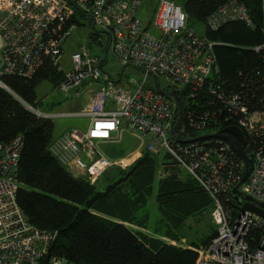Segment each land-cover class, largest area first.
Returning a JSON list of instances; mask_svg holds the SVG:
<instances>
[{"label":"built area","instance_id":"2783aa9c","mask_svg":"<svg viewBox=\"0 0 264 264\" xmlns=\"http://www.w3.org/2000/svg\"><path fill=\"white\" fill-rule=\"evenodd\" d=\"M141 3L0 0V87L10 92L2 77L31 78L49 59L63 72L58 92L75 98L82 93L88 101L77 111L59 114L22 104L38 118L87 120L85 130L64 131L49 147L73 177L96 183L112 166L99 150V142L119 140L123 131L134 133L144 142L145 151L158 158L168 157L211 200L209 217L215 235L196 250L195 264H264V218L250 211L238 213L224 203L244 174L243 162L228 141L200 139L220 131L229 135L224 130L232 126L242 132L252 166L238 192L249 197L252 205L264 204V41L249 48L260 55L261 69L239 74L236 83L219 82L214 53L218 43L188 27L186 14L175 2L158 0L153 17L146 22L137 17ZM76 11L107 36L108 49L122 67L139 72L138 80L122 83L112 79L103 70L106 59L91 54L83 43L70 54L69 70L62 71L60 58L77 25ZM230 22L253 27L247 7L238 0L218 7L205 26L217 30ZM148 77L154 80L152 87L146 85ZM158 77L164 80V88ZM170 91L184 97L176 138L170 132L178 107L173 96L164 94ZM21 146L20 137L0 144V152H4L0 156V264H72L50 255L57 232L33 226L16 202Z\"/></svg>","mask_w":264,"mask_h":264},{"label":"trees","instance_id":"16d2710c","mask_svg":"<svg viewBox=\"0 0 264 264\" xmlns=\"http://www.w3.org/2000/svg\"><path fill=\"white\" fill-rule=\"evenodd\" d=\"M67 1L73 4V0ZM228 1L184 0L180 6L188 27L201 28L200 35L218 43L214 47L218 69L215 79L236 83L239 74L261 69L260 55L249 48L264 41V0H238L247 7L253 27L230 22L217 30L206 28L208 16ZM155 9H151L149 19ZM76 15L89 20L79 11ZM102 34L98 30L90 34L96 47L103 44ZM62 77L63 73L45 59L31 78L2 77L10 92L0 87V144L6 145L16 137L22 141L16 202L33 226L57 232L50 255L72 264H195L196 250L209 243L215 230L187 248L161 238L179 242L186 219L211 209V200L168 157L158 158L144 150L128 170L120 171L105 187L98 188L99 180L91 184L85 178L73 177L51 154L53 120L36 117L22 103L35 107L37 87L43 82L55 87ZM158 159L178 170L168 168L173 173L159 181L155 195L157 218L151 224L147 204ZM178 171L185 179L176 177Z\"/></svg>","mask_w":264,"mask_h":264},{"label":"rangeland","instance_id":"374dc122","mask_svg":"<svg viewBox=\"0 0 264 264\" xmlns=\"http://www.w3.org/2000/svg\"><path fill=\"white\" fill-rule=\"evenodd\" d=\"M178 5H182L184 0H172ZM158 0H143L141 3V6L139 10L137 11V17L142 21L146 22L149 20V15L151 9H155L157 6ZM79 25L75 26V29L71 35V37L68 39L64 52L61 55L60 58V66L62 68V71L69 70L71 63H70V54L73 52L74 49L77 48V46L81 43L88 46L91 54L97 55L103 60L106 59V62L103 66L104 72L109 75L112 79L118 82H126L128 79L133 78L138 80L139 79V72L136 69L129 68V67H122L120 62L117 58L111 53L110 49H108V39L105 34H103L102 39L105 41L103 43V46L96 47L95 41H93L90 37V34L93 32V30H98L97 27H94L89 20H85L81 18L80 16H77ZM201 28H195V31L199 34H201ZM153 34L158 36V33L156 31H153ZM63 73V72H62ZM159 85L161 88H164V80L161 77H158L157 79ZM154 80L151 77H148L146 81L147 86H153ZM36 105L35 108L40 110L41 112H44L45 110H49L48 113L51 114H59L63 112H70V111H76L81 108H83V105L85 104L87 100V96L83 95L82 93L78 97H65L61 93L58 92L56 89V86L54 87L53 84L49 82H43L41 83L37 89H36ZM51 101H57L56 103L58 106L53 107L52 109H48V103ZM54 103V104H56ZM54 123V131L53 136H59L61 135L67 128L70 127H78L80 130H85V126L87 124V120L83 118L78 117H68V116H58L52 119ZM206 133L200 132L199 135H204ZM55 137V138H57ZM106 143H110L112 147H115L119 152H115L114 158H111L107 156L104 153L103 147L99 146V150L107 156L110 161L112 162V166L110 169L107 170L105 175H103L100 179H98L97 186L98 188H103L107 185V183H110L112 180H114L118 173L120 171H126L129 169V167L142 155V152L144 151V142L139 140L137 137H135L134 133L123 131L121 133L120 139L115 141H105ZM106 149V147H105ZM158 166L157 171L155 174V181L153 184L152 189V196L147 204V210H149L151 221L150 223L153 224V222L157 218V211H156V204H155V195L157 193L158 189V183L161 181V179L169 176V174L173 173L172 171H169V169L174 168V165H168L167 163H164L162 160L158 159ZM173 170H178L177 167H175ZM176 177L180 179H185L184 173L181 171H178L175 173ZM226 200L224 201V203ZM227 204V203H226ZM210 215V208L198 211L197 213H194L190 217L186 219V221L183 224V227L180 229L179 232V243L187 245L190 243H199L201 239L205 237V235L209 234L211 231L213 232L215 230V227L209 217ZM147 232V231H146ZM162 239V238H161ZM164 240V238L162 239ZM200 248V247H199ZM198 248V249H199Z\"/></svg>","mask_w":264,"mask_h":264},{"label":"water","instance_id":"95a60500","mask_svg":"<svg viewBox=\"0 0 264 264\" xmlns=\"http://www.w3.org/2000/svg\"><path fill=\"white\" fill-rule=\"evenodd\" d=\"M99 46H102V43H99ZM155 87H156V90L159 91L157 89V86H155ZM164 94L169 95V96H173L176 100V104L178 107V118H177V121H176L173 129L170 132L171 136L176 138V134H177V132L180 129L181 124H182L184 97L182 94H179L175 91L166 92ZM224 131L227 132L229 135H224L220 131V132L213 133L210 135L201 136L200 139L220 138V139H224V140L228 141L229 144L231 145L232 149L236 153V155L239 157V159L244 164V167H245L244 174H243L242 178L240 179V181L227 193L226 203L230 207L235 209L238 213L250 211V212L256 213V214H258L264 218V204L260 203L257 206L252 205L249 202L250 198L247 196H243V195L242 196L244 197L245 202L241 203L237 199L238 196L241 195L240 192H238V187L247 179V177L251 171L252 161H251L250 157H248L244 151L245 139H244L242 132L237 127H233V126L226 128ZM231 136L235 137L237 140H234ZM3 154H4V152L1 151L0 156H2Z\"/></svg>","mask_w":264,"mask_h":264},{"label":"crops","instance_id":"0c3cea01","mask_svg":"<svg viewBox=\"0 0 264 264\" xmlns=\"http://www.w3.org/2000/svg\"><path fill=\"white\" fill-rule=\"evenodd\" d=\"M143 1V0H142ZM174 2V1H173ZM103 35V34H102ZM88 101V99L86 100V102ZM57 101H51L50 103H48V109H52L53 107H55V106H58V104H60V103H56ZM54 103H56V104H54ZM77 111V110H76ZM44 112H49V110H45ZM62 112V111H61ZM60 112V113H61ZM70 112H72V111H70ZM86 126H87V124H86ZM86 126H85V128H86ZM71 129H80V128H78V127H70V128H67L65 131H67V130H71ZM55 137H57V136H54V138ZM136 137V136H135ZM139 139V138H138ZM140 140V139H139ZM102 143H100V145L99 146H101V147H103V149H104V153L107 155V156H109V157H111V158H114V156H115V152H119L115 147H112L111 145H109L110 143H106V142H104V141H101ZM105 147H106V149H105ZM106 156V157H107ZM108 158V157H107ZM163 239V238H162ZM164 241H167L169 244H171V245H175V246H179V247H185V248H187V247H189V244H187V245H184V244H181V243H179L178 244V242H176V241H172V240H169V239H167V238H164Z\"/></svg>","mask_w":264,"mask_h":264},{"label":"flooded vegetation","instance_id":"af4514ba","mask_svg":"<svg viewBox=\"0 0 264 264\" xmlns=\"http://www.w3.org/2000/svg\"><path fill=\"white\" fill-rule=\"evenodd\" d=\"M102 37H103V35H101V38H102ZM102 40H103V39H102ZM106 40H108V39H106ZM104 42H105V41L103 40V43H104ZM102 46H103V44H102ZM237 199H238L239 202H242V201L244 200V197H243L242 195H239Z\"/></svg>","mask_w":264,"mask_h":264}]
</instances>
